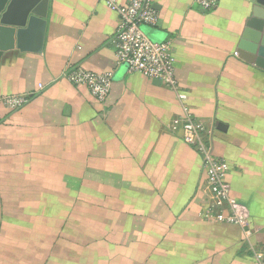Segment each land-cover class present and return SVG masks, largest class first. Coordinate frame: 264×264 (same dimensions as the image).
<instances>
[{
  "label": "crops",
  "instance_id": "1",
  "mask_svg": "<svg viewBox=\"0 0 264 264\" xmlns=\"http://www.w3.org/2000/svg\"><path fill=\"white\" fill-rule=\"evenodd\" d=\"M148 1L159 20L141 30L153 43H170L179 92L204 123L212 155L228 164L226 180L249 211L251 234L203 218L202 157L169 129L183 118L181 103L171 89L117 63L118 19L99 0H49L41 53L28 42L0 58V97L30 96L16 111L0 110V202L14 196L15 182L25 184L23 175L45 181L44 161L118 163V185L107 186L117 206L128 198L134 207L123 208L127 215L144 208L137 199L153 207L144 226L148 264H249L253 251L264 257V0H218L210 11L194 0ZM71 66L111 74L104 102L66 80ZM20 210L0 204V264L26 258L14 253L13 226L7 232V216Z\"/></svg>",
  "mask_w": 264,
  "mask_h": 264
},
{
  "label": "rangeland",
  "instance_id": "2",
  "mask_svg": "<svg viewBox=\"0 0 264 264\" xmlns=\"http://www.w3.org/2000/svg\"><path fill=\"white\" fill-rule=\"evenodd\" d=\"M171 125L172 122L169 129ZM204 137V145L212 153ZM44 162L40 174L45 181L36 180V175H23L25 184L15 182L18 188L14 196H5L0 202L21 208L20 213L7 216L8 237L12 226L15 236L14 253L26 255L14 264H148L151 248L144 226L154 215L153 207L150 200L137 199L134 203H141L144 208L127 215L128 209L123 208L134 207L128 198H120L121 207L117 206L109 188L118 185L113 180L118 174V163ZM128 168L126 165L125 171ZM140 230L144 237L137 234ZM19 238L27 244L17 243Z\"/></svg>",
  "mask_w": 264,
  "mask_h": 264
},
{
  "label": "built area",
  "instance_id": "3",
  "mask_svg": "<svg viewBox=\"0 0 264 264\" xmlns=\"http://www.w3.org/2000/svg\"><path fill=\"white\" fill-rule=\"evenodd\" d=\"M99 1L114 12L118 19L113 39L117 63L123 65L129 74H139L171 89L181 103L183 118L174 119L171 129H179L184 143L195 147L202 157L205 191L209 200L203 216L218 223L238 226L248 237L251 234L249 211L232 196L231 187L226 180L228 164L223 159L214 157L206 149L203 142L205 127L190 114L184 103L186 95L179 92L175 77V58L170 43H153L141 30L142 26H156L158 13L148 0H126L124 4H119L116 0ZM217 1L194 0L204 11L212 10ZM64 77L73 85L86 87L89 94L100 103L106 100L110 92L112 80L109 73H96L80 66H71L66 70ZM29 98V95L0 97V110L16 111L23 107ZM252 258L253 261L249 264H264V257L260 253L253 251Z\"/></svg>",
  "mask_w": 264,
  "mask_h": 264
},
{
  "label": "water",
  "instance_id": "4",
  "mask_svg": "<svg viewBox=\"0 0 264 264\" xmlns=\"http://www.w3.org/2000/svg\"><path fill=\"white\" fill-rule=\"evenodd\" d=\"M48 1L0 0V58L13 49L23 51L28 42L33 44L32 52L41 53ZM218 129L225 127L219 124Z\"/></svg>",
  "mask_w": 264,
  "mask_h": 264
},
{
  "label": "trees",
  "instance_id": "5",
  "mask_svg": "<svg viewBox=\"0 0 264 264\" xmlns=\"http://www.w3.org/2000/svg\"><path fill=\"white\" fill-rule=\"evenodd\" d=\"M106 196V195H105ZM112 199H114V200H117V197H111Z\"/></svg>",
  "mask_w": 264,
  "mask_h": 264
}]
</instances>
